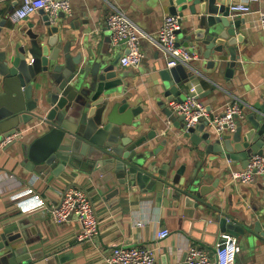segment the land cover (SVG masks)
Returning <instances> with one entry per match:
<instances>
[{"label":"water","instance_id":"95a60500","mask_svg":"<svg viewBox=\"0 0 264 264\" xmlns=\"http://www.w3.org/2000/svg\"><path fill=\"white\" fill-rule=\"evenodd\" d=\"M231 2L166 0L163 4L169 15L177 16L184 25L176 35L186 34L184 47L198 54L195 62L205 61L206 69L223 73L225 78L232 77L239 66V46L244 43L240 33L244 22L229 16ZM37 17L19 30L10 44L0 46V142L14 136L0 148V155L15 147L22 168L54 178L86 168L99 169L106 180H116L113 195L124 193L128 186L144 193L153 189L162 195L165 206L189 210L193 230L220 232L235 239L251 232L206 201L219 179L210 187L201 185V180L207 163L240 162L244 169L251 155L264 153V95L247 108L244 123L237 120L233 133L220 136L210 121L186 127L181 117L159 102L164 116L201 157L193 160L199 174L192 172L182 182L186 165L175 168L177 155L158 166L156 159L160 161L162 153L167 158L165 140L149 150L147 142L156 134H142L143 122L137 118L143 108L123 88L126 76L116 71L120 55L109 50L96 52L90 46L82 51L66 33L64 14L52 20L39 10ZM6 24L2 18L0 33ZM192 64V71L183 66L154 70L166 101L184 99L183 88L198 73ZM131 135L136 136L133 139ZM36 249L26 235L2 234L0 264H34L42 258L41 253L30 255Z\"/></svg>","mask_w":264,"mask_h":264},{"label":"crops","instance_id":"0c3cea01","mask_svg":"<svg viewBox=\"0 0 264 264\" xmlns=\"http://www.w3.org/2000/svg\"><path fill=\"white\" fill-rule=\"evenodd\" d=\"M20 1L0 0V13L4 15L11 6L12 10L15 9ZM67 1L71 16L63 20L66 33L75 39L80 49L83 51L90 46L96 52L109 50L120 57L125 55L126 48L123 44H111L105 26L111 7L124 12L152 38L162 19L169 15L163 5L166 0ZM238 1L232 0L231 4ZM259 8L264 9V0H261ZM37 18L36 13L17 25L7 22L0 33V46L10 44L19 30ZM240 19L244 22L240 28L244 37L243 45L239 46L242 58L232 77L225 78L223 73L206 69V62L199 59L192 64L194 69L197 68L196 78L182 90L185 95L194 89L197 99L212 115L220 113L233 97L242 102L245 115L247 108L264 95V33L254 28L253 16ZM179 30L183 31L184 25L179 24ZM185 35H177V42L183 48ZM139 48L143 54L141 64L130 69L118 63L116 71L126 76L123 88L143 108L137 118L143 122L142 134H156L155 139L147 142L149 150L159 147L161 140L166 141L164 152L167 158L162 153L160 161L156 159L158 166L168 164L177 155L175 168L186 165L181 177L183 182L192 172L199 174L193 160L199 161L201 157L158 106L162 102L166 109L168 102L162 96L157 72L154 71L164 69L163 58L147 40L141 39ZM185 49L190 51V48ZM239 121L244 123L245 120ZM135 136L131 135L133 139ZM14 148L0 155V235H26L32 239L33 246L38 249L30 255L42 254L34 264H105L104 260L115 246L152 248L157 264H186L187 250L197 246L208 250L214 263L213 248L222 233L193 230L189 225V210L165 206L162 195L153 189L144 193L128 186L124 193L113 195L116 180H106L105 173L94 168L63 173L58 178L51 174L30 173L19 165L22 159L16 157ZM203 169L206 174L201 185L210 187L219 179L218 186L205 198L206 201L252 230L235 239L240 248L235 264H264V179H256L247 185L232 181L231 172L242 170L240 162L218 160L207 163ZM69 187L84 189L92 202L99 224L98 234L89 242L78 239L81 230L76 221L56 225L49 213V209L59 202L61 193ZM161 229H167L169 236L157 240L156 233ZM254 229L258 232L253 233Z\"/></svg>","mask_w":264,"mask_h":264},{"label":"built area","instance_id":"2783aa9c","mask_svg":"<svg viewBox=\"0 0 264 264\" xmlns=\"http://www.w3.org/2000/svg\"><path fill=\"white\" fill-rule=\"evenodd\" d=\"M261 0H239L229 6V16L240 18L254 17V28L264 33V9L259 8ZM43 10L50 19L55 20L59 14L71 16L70 5L67 0H21L20 4L10 12L2 15L8 23L17 25ZM105 26L113 46L123 44L127 53L119 60L123 68H137L143 59L140 51V40H147L163 58L164 68L171 69L183 66L192 71L191 64L197 60V55L177 45L176 31L179 29V18L166 15L154 38L145 34L132 22L124 12L111 7L106 17ZM167 108L175 117H181L186 127H192L202 121L209 124L217 136L223 132L229 134L236 129L237 120L244 118L242 102L233 97L224 105L220 113L212 115L197 99L195 90L190 89L182 101L170 100ZM14 136L7 137L0 142V148L11 142ZM230 178L240 184H251L256 179H264V153L251 155L244 169L231 172ZM52 221L60 225L73 220L80 226L81 241H91L98 234V219L88 193L81 188H66L60 195L59 202L49 209ZM169 236L167 229L156 233V239L162 240ZM240 248L235 240L227 234H221L213 248V264H235ZM186 264H212L210 253L202 247H191L186 252ZM105 264H157L154 250L149 247L115 246L110 250Z\"/></svg>","mask_w":264,"mask_h":264}]
</instances>
